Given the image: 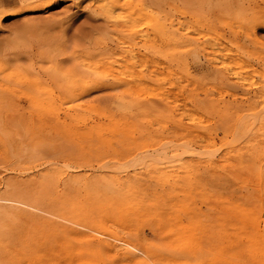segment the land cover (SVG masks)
<instances>
[{
  "label": "rangeland",
  "instance_id": "rangeland-1",
  "mask_svg": "<svg viewBox=\"0 0 264 264\" xmlns=\"http://www.w3.org/2000/svg\"><path fill=\"white\" fill-rule=\"evenodd\" d=\"M0 264H264V0H0Z\"/></svg>",
  "mask_w": 264,
  "mask_h": 264
},
{
  "label": "bare ground",
  "instance_id": "bare-ground-1",
  "mask_svg": "<svg viewBox=\"0 0 264 264\" xmlns=\"http://www.w3.org/2000/svg\"><path fill=\"white\" fill-rule=\"evenodd\" d=\"M116 2H117V1H116ZM116 2H115V3H116ZM46 6H47V5H45L44 7H41V9H42V8H46ZM105 6H106V5H105ZM104 11H105V10H104ZM108 14H109V13H108ZM127 26H128V25H127ZM98 89H99V88H98ZM102 89H103V88H102Z\"/></svg>",
  "mask_w": 264,
  "mask_h": 264
}]
</instances>
